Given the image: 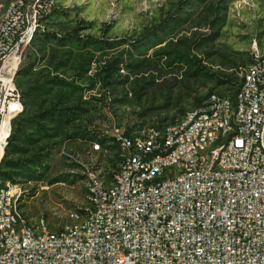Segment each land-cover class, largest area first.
Wrapping results in <instances>:
<instances>
[{"label": "built area", "instance_id": "2783aa9c", "mask_svg": "<svg viewBox=\"0 0 264 264\" xmlns=\"http://www.w3.org/2000/svg\"><path fill=\"white\" fill-rule=\"evenodd\" d=\"M35 1L27 19L17 16L18 3L0 23V144L10 133V120L20 105L13 86V68L22 62L29 26L38 23ZM263 52L241 68V97L226 96L224 107L203 115L201 104L194 126H148L124 133L113 125L111 133L123 144L137 148L136 157L121 154L124 168L114 193L97 192L93 173L89 187L93 201L86 209L90 225L64 232L62 222L52 229L43 220L42 230L13 237L21 210L23 187H14L0 198V264H264V71H257ZM222 95L216 91V98ZM221 138L212 152L197 151L203 140ZM149 140V147H142ZM98 149V145H93ZM149 156L139 181H153L154 190L140 196L127 191L137 157ZM1 157V156H0ZM190 163V172L172 175V167ZM206 164L207 172H195ZM166 167V174H158ZM159 176H168L159 185ZM37 232V239H29Z\"/></svg>", "mask_w": 264, "mask_h": 264}, {"label": "rangeland", "instance_id": "374dc122", "mask_svg": "<svg viewBox=\"0 0 264 264\" xmlns=\"http://www.w3.org/2000/svg\"><path fill=\"white\" fill-rule=\"evenodd\" d=\"M24 1L30 4L40 2ZM50 2H53L55 4L53 6L58 7L59 11L43 19L41 25L35 27L38 28L36 30L39 35L43 30L63 34L82 20L84 27L79 29L81 35L113 39L116 43L125 41L113 46L101 42L96 47H88L91 50L90 54L95 58L89 63L90 71L98 69V63H103L122 50L131 51V59H134L132 56L139 58L147 56L153 63L157 61L155 65H149L141 72L131 71V79L138 76L137 86L143 82L142 77L152 81L150 87L143 90V94L140 96L137 93L132 94L127 87L125 90L107 88V102L103 103L105 98L101 92L90 86V73L77 76L73 64L68 63L59 67L57 71L46 60H40L35 64L32 69L35 72V81L42 82L58 74L67 80L73 78L81 85L82 89L76 90L71 98L82 102L87 109L80 114L79 123L89 129L111 133L113 125L122 126L129 121H137L143 125L142 127L171 123L182 115L180 110L187 112L196 108L194 97L211 91L231 93V85L219 84L216 76L201 74L202 70L193 74L195 66L186 63L175 62L167 65L165 62L169 56L158 58L154 53L156 51L173 47L199 60L205 71L218 74L233 73L237 78L241 77L240 69L249 61L250 53L263 52L264 55V0H194L189 7L178 11L170 20L165 18L175 13L179 0H50ZM208 4L218 5L219 18L212 19L213 12L207 7ZM157 24L160 26H156ZM151 28L154 29L152 33L149 30ZM33 32L34 29L31 37ZM201 32H211L213 35L205 39L203 37L194 39ZM135 39L140 40L136 41H139L136 46L132 45ZM128 40H131V43ZM52 45H56L54 40L48 38L46 47ZM57 46L61 50H71L72 59L75 58L73 53L77 52V48L73 44ZM35 48V45L27 44L19 67L23 63L35 60ZM126 70L125 66L120 69L121 72ZM52 90L55 92L56 88ZM114 98L119 100L113 101ZM107 155L118 162L115 149L93 150L92 146L86 143L63 140L52 151L51 176L67 172L70 174L69 178L75 177V181H59L52 184L41 181L23 184L18 182L24 188L20 208L32 221L43 220L52 229L62 222L66 223L70 213L85 206L88 201L90 173L112 179L111 176L118 167L117 164L108 163Z\"/></svg>", "mask_w": 264, "mask_h": 264}, {"label": "trees", "instance_id": "16d2710c", "mask_svg": "<svg viewBox=\"0 0 264 264\" xmlns=\"http://www.w3.org/2000/svg\"><path fill=\"white\" fill-rule=\"evenodd\" d=\"M193 1L194 0H179L175 13H171L165 19H172L175 14H178V11L186 9ZM39 3L40 6H38L37 16L38 26L41 25V21H44L47 17L59 11V8L53 6L55 4L50 2V0H40ZM207 7L213 12L212 19L220 17L217 4H208ZM81 21L82 20L77 22L63 34L52 30H43L39 35L36 30L38 28L34 29L29 45L36 46L35 60L25 64L23 63L16 71L14 77L15 84L17 88H19L22 112L20 111L10 120V133L7 137V145H5L3 154L0 158V185L6 181L19 182L22 184L29 182L37 183L40 181L46 182L47 184L59 181L74 182L75 177L69 178L70 174L67 172H60L51 176L52 170L50 161L52 151L63 140L86 143L92 146L93 150H97L93 147L95 144L98 145V149H101V151L103 148L115 149V156L118 162L116 163L112 156L109 155H107L106 160L108 163L117 164L118 167L121 154L118 148L119 140H117L116 136L103 130L89 129L79 123L81 119L80 114L87 111V109L82 105V102L75 98H71V96L75 94L76 90L82 89L81 85L73 78L67 80L58 74H54L42 82L38 80L35 81V72H33L32 69L40 60H46L55 71H57L59 67L67 65V63L68 65L73 64L75 75L83 76L90 73V86L91 88L96 87V89L101 92L102 96L105 98L102 101L103 103L105 101L107 102V88L111 90H117L118 88L125 90L127 87L132 94L137 93L139 96L143 94V90L149 88L152 81L142 77L143 82L137 86L138 76L131 79V71L135 70L141 72L149 65H155L157 61L153 63L152 59L147 58V56H141V58H139V56H132L134 59H131V51L122 50L118 54L111 56L110 59L104 60L103 63H98V69L90 71L91 68L89 63L95 60V58L90 54L91 50L88 47H96L100 45L101 42L102 44L113 46L125 41H118L116 43L113 39L109 40L103 37L81 35L79 34V29L84 27ZM156 26H160V24ZM149 30H151L150 32L152 33L154 29L151 28ZM212 35L213 33L211 34V32H201L198 33L194 39H199V37L205 39L210 36L212 37ZM48 38H52L56 45L47 48L46 41ZM137 40L139 39L133 40L132 45L136 46L140 41L136 42ZM128 42L131 43V40H128ZM68 43L73 44L77 48V52L73 53L75 56L73 59L70 54L72 53L71 50H61L57 46ZM154 53L158 55V58L168 55L169 59L165 62L167 65H172L175 62L179 64L186 63L189 66H195L193 74H197L202 70L200 71L201 74L216 76L219 84L231 85V93L233 95H235L240 88L241 77L237 78L233 73L222 72L218 74L205 71L199 60L194 59L193 56H189L188 53L181 52L173 47ZM82 56H84V58H82ZM252 58L253 53H250L248 62H250ZM124 66L127 70L121 72L120 69H123ZM53 88H56L55 92H53ZM211 92L194 97V106H199ZM95 99L100 100L98 98ZM116 100H119V98L113 99V101ZM185 112V110H180L182 115ZM162 124L158 123L149 126L156 127ZM122 126L124 127L125 134H128L130 131L145 128L137 121L125 122Z\"/></svg>", "mask_w": 264, "mask_h": 264}, {"label": "bare ground", "instance_id": "6f19581e", "mask_svg": "<svg viewBox=\"0 0 264 264\" xmlns=\"http://www.w3.org/2000/svg\"><path fill=\"white\" fill-rule=\"evenodd\" d=\"M18 3L17 7V16L19 19H27L30 15L31 6L35 4L26 3L24 0H12L10 2L0 1V23L5 21L10 15V8ZM38 23H32L29 26V32L27 37V44H29L31 39V33L33 29H35ZM20 64V63H19ZM17 64L13 68L12 73V81L13 86L15 84V73L19 67ZM257 71H264V55L262 58V63H257ZM222 95H218L216 98V92L211 93L205 100L202 101L201 107L203 108V115H211L213 113L215 102L216 107H224L226 103V96L232 95V100H239L241 97V89L237 91L235 95L232 93H226ZM16 106V113H19L22 109V105ZM22 112V111H21ZM198 107L187 111L183 115H181L176 121L165 124V127H174V126H194V116L197 115ZM119 140V150L120 154H128V157H136L137 156V148H132V144H123L122 141ZM7 140H4L0 144V156L3 154V150ZM117 142V141H116ZM221 145V138H211L209 140H203L201 143L197 144V151H206L212 152V159H219V152L216 151V147ZM142 147H149V140H142ZM1 158V157H0ZM149 163V156H139L137 157V163L131 168V184H127V191H132L133 196H140L144 193H147L151 190H154V182L153 181H139L140 174L146 171L147 165ZM118 168H124L123 159L120 160ZM190 172V163H182L177 166L172 167V175H185ZM195 172L197 173H205L207 172L206 164H197L195 165ZM263 173H264V163H263ZM158 174H166V167H158ZM93 180L95 181V189L97 192H105V184L107 183V179L103 176L93 175ZM168 183V176H159V185H166ZM14 187H21L16 182H12ZM89 186V183H88ZM119 186V179L117 177H112L111 180H108L107 184V193H114L115 190ZM10 181H6L0 185V198H3L4 190H9ZM89 196L88 201L85 206L78 209H86L89 207V204L93 201L92 189L89 187ZM22 192L20 194V198ZM90 225L91 217H88V211L77 212V209L73 210L70 213L69 220L63 224L64 232H73L77 230L78 225ZM25 225L27 231H40L42 230V223L32 222V220L23 212V210L18 211V217L16 218V228L13 229V237H24L25 236ZM29 239H37V232H29Z\"/></svg>", "mask_w": 264, "mask_h": 264}]
</instances>
